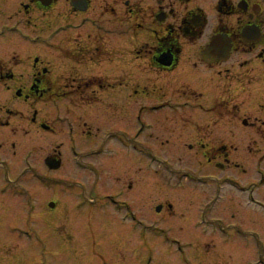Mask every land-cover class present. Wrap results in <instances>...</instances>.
<instances>
[{
    "label": "rangeland",
    "instance_id": "1",
    "mask_svg": "<svg viewBox=\"0 0 264 264\" xmlns=\"http://www.w3.org/2000/svg\"><path fill=\"white\" fill-rule=\"evenodd\" d=\"M0 2V26L5 25L2 27L7 28L8 23L15 24L17 33L25 38L24 40L21 34L15 35V31L0 32V72L3 76L0 80V107L18 108V112L14 110L11 116L12 125L17 126V129L0 122V141L4 142L0 145V160L6 155L10 169L16 168L18 172L22 170V163L18 166L16 162L22 161L24 166L29 162L40 171H52L70 177H80L85 172L100 169L112 172V176H116L117 172L138 177L145 175L136 172L150 170L152 231L144 234L138 228L140 239L136 242L137 253L133 259L135 264H148V261L150 264H264V213L255 206H245L244 195L235 188L236 184L240 186L242 182L245 184V191L254 188L256 191L253 192L257 193L258 190L259 172L256 173V169L260 170L259 165L262 164L264 142H257L253 128L245 127L242 120L244 116H248L253 123H261L259 108L262 103L259 102H264V95L244 92L243 81L225 75L221 81L212 78L206 89L197 87L203 90L200 95L191 93L192 88L195 89L191 82H183V78L178 75L173 76L174 80H169L170 72L154 70L151 60L149 64L147 61L145 64L140 63L147 59L143 56L150 59L154 53L143 41L135 47L136 55L139 52L141 57L134 56L135 67L130 64V70L125 74L136 79L147 78V81L131 80L125 95H119L120 99H115L119 86L116 85L115 89L107 90L100 97L101 103L97 95L100 90L91 84L90 77V81L80 85L77 81L75 87L69 86L70 82L65 83L69 81L70 76L65 75L70 74V70L77 77L87 74L92 68L69 56L67 46L70 41L67 33L70 31L72 35H79L84 25L70 27L66 31L59 30V23L76 19L69 13L59 15L64 4L55 5L48 11L34 6L30 12H26L20 0ZM81 17L82 15L78 19ZM126 24L120 20L122 29ZM39 35L47 37L48 42L55 35L58 40L65 35L61 42L65 46L61 50L42 43L38 41ZM139 37L141 40H150L144 32ZM123 38L126 39L127 34H121V43L127 45L129 38L125 41ZM137 41L139 38L133 40L134 43ZM39 53L44 62L54 68V76L66 79L59 84L67 85L65 88L72 91L66 98L40 101V117L52 126L49 131L41 124L37 128L34 123L21 118L20 112H30L31 105L15 96L17 86H28L31 83L33 57ZM239 58L240 54H236L233 60ZM101 69L102 66L94 72L99 73ZM229 83L243 84V87L232 91L222 90ZM123 85L125 84L122 83L120 88ZM81 90H85L84 95L77 92ZM175 91L186 95L183 97V94ZM223 97L229 101L231 108L220 113L204 111V108L194 104L195 98L207 104ZM178 98L190 101L175 102ZM170 99H174L170 102L171 105L160 107L164 110L161 114L158 107H150L164 104ZM154 108L156 109L153 110ZM179 108L184 109L180 115ZM9 115L10 113L0 111L1 119H6ZM84 119H87V124L83 122ZM141 119L147 125L140 131ZM114 128L128 133L137 132V137L151 147L153 157L150 168H146L144 164L143 146L137 149L135 164L114 161L121 160L116 157L122 154L120 148H123L119 144L118 147L115 141L120 137L118 134L111 136L105 147L106 151H90V148L101 144L102 139L108 136V130ZM89 129H92V133L88 132ZM113 132L116 131H111ZM12 138H15V146H12ZM225 150L230 154V162L224 166L215 165L214 162L219 160L225 162ZM49 154L61 156L62 162L58 167L51 168L45 162V157ZM104 162L106 165L103 168L100 164ZM12 163L17 164V167L13 169ZM2 169L0 164V171ZM83 177L86 180L90 177L87 184L92 180L91 174ZM144 180L140 178V181ZM232 180L234 182L231 184ZM41 182L44 186L52 185L49 184L50 179H42ZM12 183L9 181L8 185L12 186ZM248 184L250 187H246ZM15 201L8 199L11 203ZM159 203L162 208L157 210ZM137 207L146 206L143 202H138ZM12 216L10 206L4 208L0 205V264H5L13 254L12 243H16L15 238L9 237V244H3L6 234L3 225L5 221L13 220ZM115 228L120 229V226ZM106 234L110 236L111 233L106 230ZM159 240L163 242L159 244ZM115 263L121 262L115 260Z\"/></svg>",
    "mask_w": 264,
    "mask_h": 264
},
{
    "label": "flooded vegetation",
    "instance_id": "2",
    "mask_svg": "<svg viewBox=\"0 0 264 264\" xmlns=\"http://www.w3.org/2000/svg\"><path fill=\"white\" fill-rule=\"evenodd\" d=\"M20 2L26 12H30L34 6L48 11L55 5L63 3L65 7L59 11V15L69 13L76 19L59 23V30L66 31L70 27L84 25L79 35H72L68 31L70 45L67 49L70 58L92 69L87 74L77 77L70 70V74L65 75L70 76L69 81L65 83L70 82L69 86L75 87L77 81L80 85L90 81L88 79L90 77L91 84L100 90L97 95L101 103L100 97L105 95L107 90L115 89L116 85L119 86L115 99H120L119 95H125L131 80L147 81V78L136 79L125 74L130 70V64L135 67L134 56L141 57L139 52L136 55L135 47L143 41L154 53L151 57L148 55L150 59L143 56L147 59L141 60L140 63L145 64L147 61L149 64L151 60L155 66L154 70L170 72L169 80H174L173 76L178 75L183 78V82H191L195 86L191 93L200 95L202 89L210 86L212 78L221 81L225 75L243 81L244 92L256 96L264 95V0H20ZM1 9L0 2V11ZM81 15L79 20L78 17ZM120 20L127 23L123 29ZM8 24L7 28L1 25L0 32L15 31V35L21 34L17 33L15 24ZM141 32L146 33L150 40H141L139 37ZM123 33L127 34V38H123L124 41L129 38L127 45L121 43ZM56 35L52 37L51 42L47 41V37L39 35L38 41L62 50L65 44L61 42L65 35L59 40ZM135 38H139L137 43L133 42ZM236 54H240V58L233 60ZM32 66L31 83L28 86H17L15 96L31 105L30 112H20L21 118L34 123L37 128L41 124L49 131L52 130V126L40 117V101L66 98L72 91L65 88L67 85L59 84L66 79L54 76V68L44 62L40 53L34 55ZM100 66L101 71L94 72ZM1 73L0 80L3 78ZM148 80L150 81V78ZM122 83L125 85L120 88ZM197 87L202 89L199 90ZM224 87L222 90L232 91L242 88L243 84L229 83ZM196 90H199V93H196ZM77 92L85 94V90ZM175 92L183 94V97L186 95ZM181 98L170 99L164 104L150 107H158L157 110L161 111V114L164 110L160 107L171 105L173 100L178 103L190 101L180 100ZM259 103H262L260 108L258 106L261 123H253L248 116H244L242 122L245 127L253 128L257 142L259 140L264 142V102ZM194 104L204 108L202 109L204 111L216 113L231 108L225 97L207 104L195 98ZM1 110L10 115L6 119L0 117V122L10 125L14 130L17 129V126L12 125L11 116L14 110L18 112V108L0 107ZM178 111L180 115L184 109L179 108ZM83 122L87 124V119ZM140 124L141 131L146 128L147 122L141 119ZM88 132L92 133V129ZM107 134L101 144L90 148V151L97 153L106 151L105 147L111 136L118 134L120 137L115 141L123 148H120L122 154L116 157L121 160L114 161L135 164L134 158L138 157L137 149L143 146L144 164L146 168L151 167L152 149L137 137V132L128 133L114 128L108 130ZM12 139V146H15V138ZM2 144L4 142L0 141V145ZM33 151L35 152L34 147ZM223 154L225 162L219 160L214 162L215 165L224 166L230 162L228 150ZM262 154L264 159V151ZM47 158L60 160L58 166L62 162L61 156L57 154L47 155L45 162L51 168ZM263 159L259 165L260 170L256 169V173L259 172L257 193L253 192L256 191L254 188L245 191V184L242 182L240 186L235 185L237 186L235 188L244 195L245 206H255L262 213H264ZM0 162L3 167L0 171V205L4 208L10 206L13 215V220L5 221L3 225L6 232L3 244H9V237L16 239V243H12L13 254L7 258L5 264H116L115 260H120V264H135L133 259L137 253L136 242L140 239L138 228L144 234L152 231L150 170L136 172L145 175L138 177L117 172L116 176H112V172L104 169L88 171L83 176L91 174L92 180L87 184L90 177L86 180L83 176L70 177L52 171H40L29 162L25 166L22 161L16 162L18 166L22 163L20 172L15 170L17 164L12 163V168L15 169L11 170L6 155ZM100 165L104 168L106 164L104 162ZM140 178H144V182L140 181ZM42 179H50L49 184L52 185L44 186ZM9 181L13 182L12 186L8 185ZM232 182L234 181L232 180L231 184ZM8 199L16 201L11 203ZM138 202H143L146 207H137ZM156 208L160 210L162 204H157ZM116 226H120V229H116ZM106 230L111 233L110 236L106 234ZM161 242L163 241L159 240V244ZM176 242L179 243V240L176 239Z\"/></svg>",
    "mask_w": 264,
    "mask_h": 264
},
{
    "label": "water",
    "instance_id": "3",
    "mask_svg": "<svg viewBox=\"0 0 264 264\" xmlns=\"http://www.w3.org/2000/svg\"><path fill=\"white\" fill-rule=\"evenodd\" d=\"M47 162L49 163L50 166L54 167V166H58V164L60 163V160H56L54 158L50 159L47 158Z\"/></svg>",
    "mask_w": 264,
    "mask_h": 264
}]
</instances>
